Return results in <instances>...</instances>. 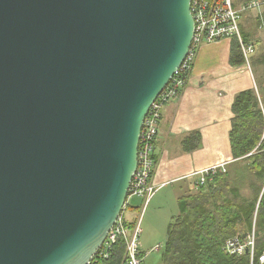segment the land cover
Segmentation results:
<instances>
[{
    "label": "water",
    "instance_id": "95a60500",
    "mask_svg": "<svg viewBox=\"0 0 264 264\" xmlns=\"http://www.w3.org/2000/svg\"><path fill=\"white\" fill-rule=\"evenodd\" d=\"M193 31L190 0H0V264L96 253Z\"/></svg>",
    "mask_w": 264,
    "mask_h": 264
},
{
    "label": "trees",
    "instance_id": "16d2710c",
    "mask_svg": "<svg viewBox=\"0 0 264 264\" xmlns=\"http://www.w3.org/2000/svg\"><path fill=\"white\" fill-rule=\"evenodd\" d=\"M245 1L233 0L235 5ZM243 18L242 14L241 37L248 42L254 36L244 28ZM257 24L264 28V6L257 14ZM229 61L233 65L244 61L236 37L231 41ZM252 62L264 70V47ZM180 76L183 83L175 97L181 94L188 74ZM232 112L229 140L233 160L224 172L208 176L205 184L177 198L178 211L167 224L160 264H250L248 252L225 251L229 239L243 241L250 233L254 236V262L264 249V102L260 92L255 88L237 92ZM189 135L199 141L197 132ZM195 147L197 143L187 148ZM123 252L119 239L103 264H119Z\"/></svg>",
    "mask_w": 264,
    "mask_h": 264
},
{
    "label": "crops",
    "instance_id": "0c3cea01",
    "mask_svg": "<svg viewBox=\"0 0 264 264\" xmlns=\"http://www.w3.org/2000/svg\"><path fill=\"white\" fill-rule=\"evenodd\" d=\"M231 40L203 43L181 94L161 107L153 149L154 169L150 177L156 188L152 199L157 191L171 186L177 200L185 192L194 190L200 170L232 161L229 132L235 94L255 88L264 100L263 66L254 64L256 72H260L256 75L251 65L248 68L243 63L231 64ZM257 41L251 40L255 44L251 60L262 49ZM194 132L199 135L198 142L189 135ZM195 143L197 147L188 150L187 147Z\"/></svg>",
    "mask_w": 264,
    "mask_h": 264
},
{
    "label": "built area",
    "instance_id": "2783aa9c",
    "mask_svg": "<svg viewBox=\"0 0 264 264\" xmlns=\"http://www.w3.org/2000/svg\"><path fill=\"white\" fill-rule=\"evenodd\" d=\"M261 3L264 2L248 0L236 6L233 0H190L194 31L187 55L169 83L152 103L144 118L139 137L137 166L132 175L123 208L102 245L86 264H103L108 259L112 246L119 239H122L124 245V252L119 264H144V254L139 248L140 221L144 207L156 190L150 182V177L154 169L153 149L161 107L163 103L177 95L176 90L183 83L180 74H189L197 51L203 43L236 37L243 56V64L250 68V59L255 53V45L251 41L247 42L242 39L239 22L244 12L259 8ZM224 166L225 164H219L200 170L201 175L194 189L205 184L208 176L225 171ZM132 196L142 197L143 203L138 215L136 214L132 220H129L126 213ZM251 236H247L243 241L237 237L229 239L225 245V251L237 254L248 252L250 264H263L264 251L257 256L256 262H254V236L252 233Z\"/></svg>",
    "mask_w": 264,
    "mask_h": 264
},
{
    "label": "rangeland",
    "instance_id": "374dc122",
    "mask_svg": "<svg viewBox=\"0 0 264 264\" xmlns=\"http://www.w3.org/2000/svg\"><path fill=\"white\" fill-rule=\"evenodd\" d=\"M263 6L264 3H261L259 8L243 13L244 28L248 33H250V35L254 36L255 40H259L261 48L264 47V28L257 24V14H259L261 11L260 9H263ZM250 65L252 66V70L256 73V75H259L260 72H256L258 70L255 69L253 62ZM261 77L262 84L264 85V75ZM259 82V79H257V85L260 84ZM261 89L264 95V86ZM227 165L228 164L224 166V170H226ZM199 175L201 174L199 173ZM170 187L171 186H168L161 189L160 191H157L153 199L151 198L143 209L140 221L141 234L139 237V247L144 254V264H160V254L166 238L167 224L170 218L178 211L177 200L173 191L171 190L172 188ZM142 203V197H131L129 201L128 212L126 213L129 220H132L136 214L138 215ZM247 236L250 237L251 233Z\"/></svg>",
    "mask_w": 264,
    "mask_h": 264
},
{
    "label": "bare ground",
    "instance_id": "6f19581e",
    "mask_svg": "<svg viewBox=\"0 0 264 264\" xmlns=\"http://www.w3.org/2000/svg\"><path fill=\"white\" fill-rule=\"evenodd\" d=\"M245 41V40H244Z\"/></svg>",
    "mask_w": 264,
    "mask_h": 264
}]
</instances>
